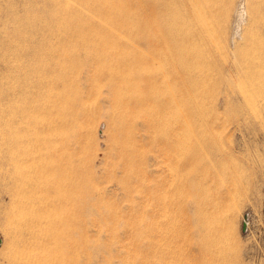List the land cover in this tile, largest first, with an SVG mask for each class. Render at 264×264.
Listing matches in <instances>:
<instances>
[{
  "label": "rangeland",
  "instance_id": "374dc122",
  "mask_svg": "<svg viewBox=\"0 0 264 264\" xmlns=\"http://www.w3.org/2000/svg\"><path fill=\"white\" fill-rule=\"evenodd\" d=\"M10 1L17 36L1 62L0 133L37 95L27 67L45 59L47 70L28 166H14L0 135V264H166L163 245L146 248L152 237L139 232L144 219L161 228L162 205L190 185L223 199L225 250L216 264H264V0H213L205 33L192 43L174 39L176 10L154 17L140 0H70L59 30L51 0ZM8 3L0 0V27ZM113 71L129 104L115 103ZM188 74L194 87L185 91ZM137 96L150 106L133 105ZM55 225L60 258L52 255Z\"/></svg>",
  "mask_w": 264,
  "mask_h": 264
},
{
  "label": "bare ground",
  "instance_id": "6f19581e",
  "mask_svg": "<svg viewBox=\"0 0 264 264\" xmlns=\"http://www.w3.org/2000/svg\"><path fill=\"white\" fill-rule=\"evenodd\" d=\"M212 1L213 0H140V2L138 4H139L140 7L141 6L142 7L144 6L142 8V9H144L143 11L149 12V13H151V15L153 14L154 17H158V16H161V15H164V13H170V12H172V10H176L177 12L175 13V17H174V20L172 22V25H177V27L175 28L176 30L173 33L175 38L174 37L173 38L179 40V39H181L180 38V36H181V37H183V39H185V38L186 39H191L190 42L192 43V42H195V38H197V37L198 38H202L203 35H204V33H205L207 14L211 11V7L209 5H210V2H212ZM69 2H70V0H51L50 8L48 7L49 10H50V15L52 16V24H51V26L53 25L57 30H59V29L62 28L63 19H62L61 16H62V13H63L64 9L69 4ZM211 5L213 6V4H211ZM0 7H2V6H0ZM4 7H6V6H4ZM14 8L15 7H14L13 3L9 0V3H8L7 7H6V10H3V11H5V13L3 12V14H5L6 19H4V21L2 20L3 21V23H2L3 26H1V27H3L2 32H1V29H0V74H1V71L3 69H7V68H3V67H7L8 66V65L6 66V64H7L6 62H5L6 64L5 63H2L1 64V62H4L5 59H3V58L5 57L6 54L8 55V53L6 51H8L10 49V47L12 46V45L10 46V39L12 37L17 36V34L15 33V27H16L15 23L17 22V19H18L17 17L18 16L16 15V10L17 9L15 10ZM67 12H69V11H67ZM69 13H67V14H69ZM243 13H244V11H242V10H240L238 12L240 20H242ZM71 14H73V13H71ZM66 16H69V15H66ZM147 22L148 21L146 20L145 21L146 24L144 23L146 26H147ZM181 23H187L188 26L184 29L181 26ZM118 36H119V34H118ZM181 49L182 48L180 47L179 50L182 51ZM192 54H193V52L190 51L188 55H190L191 57L196 56V55H192ZM178 56L180 57V54ZM110 59H112V58L110 57ZM183 61H185V60H183ZM112 63H114V62H112ZM125 63H126V61H125ZM132 64H133V62H132ZM182 64H183V62H182ZM46 65L47 64H45V59H42L40 62H38V63H32V64H30L27 67V76L26 77L28 78V80L31 79V78H36V82L33 84L32 87H36L37 88V90H38L37 91V95H35L36 96L35 97L33 94H30V95H28L26 97L28 99H26L25 106L21 110V113L15 115V116H11V119L9 121V129H8V131L5 129V132L4 133L2 131L0 133V135H3V137L1 138V141L3 142L2 145H6V148H7V151H8L7 153L9 154L8 159H9V157L11 158V161L13 162V164H14L15 167L16 166H25V167L28 166L30 164V161H31V158H32L31 157L32 151L35 150V146L36 145L35 144H32V139H33L32 136L37 133V129H38L37 128V125H38L39 121L41 120L42 115L45 114L43 110L45 109V107H44V105H45V99L44 98H45V92H46L45 91V87H46V85H45V76H46V70H47V69H45L47 67ZM112 65H110V66L112 67ZM123 65H124V63H123ZM183 65H180V66H183ZM126 66H127V64H126ZM183 67H185V66H183ZM185 68H187V67H185ZM106 71L109 72L108 69H106ZM110 76L111 77H109L110 78L109 84L112 87V92H113V95H114L115 100H116L115 103L118 106H123V105H125V103L126 104L127 103L129 104V102H131V101L130 100H128V101L125 100V96H126L125 94L126 93L124 92L125 91L124 88L126 87V83H125L124 79H122L123 77L122 76H117L116 75V72H114V71L112 72V74H110ZM161 77H162V74H161ZM191 77L192 76L190 74H188L185 78L181 77V79H180L181 82H183V85H185V89H186L185 91H188L191 87H194L193 86L194 85L193 84L194 82L191 81V79H192ZM164 78H166V73H165ZM125 79H126V77H125ZM152 79H154V78H152ZM152 79H150V80H152ZM161 79H163V78H161ZM174 79H176V78H174ZM156 80L157 79H154L152 82H149L148 83L149 84V88H151L150 90H153L152 89L153 87L156 88L155 87L156 85L154 86V83L156 82ZM177 80H176V82L178 83ZM99 84H101V83H99ZM99 84H98V86H99ZM129 85H128V87H129ZM183 85H181V86L184 87ZM131 86H132V84H131ZM137 86H139V85H137ZM179 86L177 85V87H179ZM145 87H144V89H145ZM173 87L175 88V85L174 86L172 85L171 88L169 86L170 90L173 89ZM129 88L132 89L131 87H129ZM177 89H180V88H177ZM144 91H142V92H144ZM174 91H176V89H174L173 92ZM152 92H154V90ZM176 92L178 94L179 91H176ZM162 93L160 92V95H162ZM144 94L146 95V93H144ZM178 95H180V94H178ZM182 96H184L183 93H182ZM169 97H171L170 99L173 100V98H172L173 95L172 96H169ZM191 97H194V96H191ZM150 98L152 100L154 99L152 97H150ZM158 98H159V96H158ZM159 99H161V98H159ZM164 99H166V98H164ZM132 100H133V102H132L133 105L141 106V107L142 106H148V107L150 106V105H146L149 102V97L148 96H144V98H142V97L140 98L138 96L137 97H132ZM187 100H189L188 97H187ZM191 101H195V98L192 99V100H190V102ZM166 102H167V100H166ZM174 102H175V100H174ZM179 102H177V103L179 104ZM181 102H180V104H181ZM132 103H130V104H132ZM152 104H153V102L151 103V106H153ZM167 104H169V101L166 104L162 101L161 106H164V109H165V105H167ZM170 104H171V101H170ZM182 104L185 105L184 103H182ZM46 105H48V104H46ZM130 106H132V105H130ZM167 106H169V105H167ZM190 106H193V105L191 104ZM168 109H171V108H168ZM194 109H195V107H194ZM198 111H199V109H198ZM141 113H142V111H141ZM165 113H168L169 114V112H166V111H165ZM153 114H155V113L153 112ZM157 114H159V112ZM195 114H196V112H195ZM172 118H174V117H172ZM181 118H182V116L180 117V119ZM189 120L190 119H188V121ZM180 121H182V120H180ZM175 125L178 126V124H175ZM155 126L156 125H154V127ZM187 126L188 125L186 124V127ZM147 127H149V125ZM151 128H153V127H151ZM176 128L178 129V127H176ZM172 129L173 128H171V130ZM174 131L177 132V130H174ZM188 131H190V130H187V133H188ZM162 140H165V142H164L165 143V147L168 150L172 149V147L174 146V144L172 142L173 139H172L171 136H167L165 139H162ZM168 159H169V157H168ZM38 160H40V159H38ZM32 163H33V161H32ZM174 168L175 167H173V169ZM21 184H23V183H21ZM188 190L189 191H187L186 193H184V194L182 193V196H181L182 198L181 199H179V200H177L175 202H172V203H169L170 202L169 201L166 204H163L162 205V213H163L162 214V217H164L163 218L164 221L161 224L162 230H161L160 227H159L160 229L159 228H156V226H154L153 229H152V226L150 225L151 227H149V224L147 225V223H146V219H144L145 224L141 228L139 234H142L143 237H147V238H149L150 236L152 237V238H150V240L147 242V244L145 246H146V248L152 249V251L154 250V252L156 250V247L159 246V244L160 245H163V249H165L164 255H166L169 258L166 261V264H171V263L177 264L176 261H178V262H180V264H182L181 262H183V263L184 262H187V261L190 262L189 259H191L193 261L194 260H198L197 261L198 264H216L217 263V260L219 259V255L221 254L220 257H223L224 250H225L223 248L224 247V243H223L224 240L222 238L224 236V233L222 232V227H221V223H220L221 222V218L223 216V206H224L223 199L221 197H218V195L211 196V197L208 196V195H207L208 196L207 197L205 195L206 196L205 197L204 196V193L206 191H205V189L202 186H193V185H190V187H189ZM50 192H51V190H50ZM53 192L54 191L52 190V193ZM211 193H214V192H211ZM187 195H189V198H186ZM62 199H64V198H62ZM68 207H70V206H68ZM52 220H54V219L52 218ZM50 222H51V219H50ZM50 222H49V224H50ZM158 225L159 224H157V226ZM64 226H66V224H64ZM54 227H55V230L53 231V233H51L50 238L52 239V242L53 243H56V245L58 247H57L56 250L54 249L55 251H52L53 252L52 255L55 258H57V257L60 258L63 255V251L61 249V246H59V244H60V234L58 232V228H57L58 226L55 225ZM66 228H64V229H66ZM155 234L157 236H159L160 238L159 239H156L154 237ZM160 241H162V242H160ZM171 243H173L172 246L170 245ZM139 247H141V246L139 245ZM214 252H217V254H215ZM50 261H51V259H50ZM69 261H70V264H75L74 259L73 260L70 259ZM136 264H137V262H136ZM190 264H191V262H190Z\"/></svg>",
  "mask_w": 264,
  "mask_h": 264
}]
</instances>
